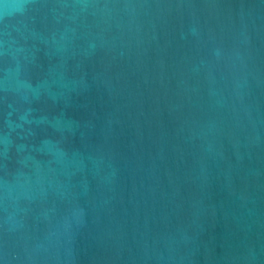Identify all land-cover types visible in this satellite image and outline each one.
<instances>
[{
    "label": "water",
    "instance_id": "water-1",
    "mask_svg": "<svg viewBox=\"0 0 264 264\" xmlns=\"http://www.w3.org/2000/svg\"><path fill=\"white\" fill-rule=\"evenodd\" d=\"M0 264H264V0H0Z\"/></svg>",
    "mask_w": 264,
    "mask_h": 264
}]
</instances>
